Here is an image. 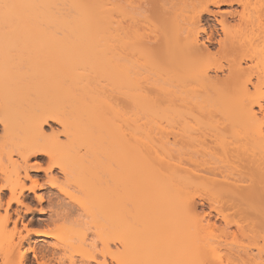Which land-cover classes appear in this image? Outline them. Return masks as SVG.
I'll return each instance as SVG.
<instances>
[{
    "label": "bare ground",
    "instance_id": "obj_1",
    "mask_svg": "<svg viewBox=\"0 0 264 264\" xmlns=\"http://www.w3.org/2000/svg\"><path fill=\"white\" fill-rule=\"evenodd\" d=\"M149 13L160 28L149 26ZM216 56L220 60L211 62ZM2 74L18 86L8 96L0 91L1 108L12 113L19 91L25 99L29 92L47 91L27 125L40 136L50 119L66 137L51 152L28 144L24 161L43 153L62 157V170L78 176L79 194L71 198L80 205L87 200L103 214L110 209L113 225L121 226L119 255L102 251L101 259L94 256L96 264H207L205 255L225 264H261L250 248L228 246L227 238L235 236L231 222L220 228L211 213H200L193 190L205 180L253 225L261 224L264 238V0H0ZM188 103L208 117L218 115L220 124L243 133L250 146H230L220 128L185 129ZM161 104L170 110L159 148L134 115L137 107ZM9 119L0 118V124L6 127ZM31 167L25 166L26 177ZM0 175H6L2 162ZM16 182L8 184L4 229L18 212L10 211L12 205L29 208L24 191L38 186L23 184L16 191ZM162 213L167 216L157 220ZM13 223L6 263L47 264L27 236L14 242L18 220ZM139 224L147 232L143 238L136 237ZM174 229L181 248L146 261L165 253ZM217 229L222 233L215 234ZM27 230L28 236L50 235Z\"/></svg>",
    "mask_w": 264,
    "mask_h": 264
},
{
    "label": "rangeland",
    "instance_id": "obj_2",
    "mask_svg": "<svg viewBox=\"0 0 264 264\" xmlns=\"http://www.w3.org/2000/svg\"><path fill=\"white\" fill-rule=\"evenodd\" d=\"M212 9H217L212 7ZM221 10L228 9L226 6H221ZM148 21L151 27L160 28L161 26L157 19L149 13ZM155 25V26H154ZM220 56L214 57L211 62L219 61ZM213 73V72H211ZM222 75V74H221ZM11 81H17L16 79H9L5 74L0 77V84L2 85V94L10 93L11 88H14ZM12 85V87H11ZM16 86H18L16 84ZM15 86V87H16ZM17 90L18 87L16 88ZM24 91L16 93L17 99L11 104L14 108L10 113L9 108L0 107V118L5 119V116L9 115L10 119L7 120L9 124L3 127L0 124V162L4 164L6 168V175H0V203L3 207L0 208V264H7V252H9V245L11 243L12 231H14V223L18 220L17 229L14 237V242L19 240V236H27L31 244L37 245V248L43 255L39 259L40 262L47 264H69L71 261L76 264H96L94 262V256L101 259L102 251H109L114 254V257L119 255V244L117 238L121 233V226L113 225L111 221V211L108 209L103 214L101 208L94 207L87 200H84L82 205L78 204L71 198V195L79 194L78 176L74 174H66L62 170L59 161H62V157H51L48 154H39L37 156H31L26 163L21 154L24 148L28 144H32L34 148H41L45 146L47 149H52V146L58 143H66V137L62 133V126L58 122H54L50 119L44 124L43 134L37 136L33 129L27 125L28 116L35 110L37 106L35 103H39L40 99L46 95L45 93H38L35 90L29 92V98L25 99L21 97ZM188 94V92H185ZM35 104V105H34ZM34 105V106H33ZM185 107V113L188 121H182V126L188 129L192 133H208L217 131L223 132V137L230 142V146L233 143H243V146L249 147L251 142L247 139L246 142L243 138V133H233L226 123L220 124L218 122L219 116L215 115L208 117L207 114L201 113L197 107L188 103ZM190 106L195 107L192 109ZM34 109V110H33ZM138 125L143 129L148 130L151 136H153L154 143L157 147L161 148L165 145V139L162 137L163 132L168 130V118L166 112L170 109L165 105H156L147 107V109H141L137 107ZM201 116V118H200ZM172 127V126H171ZM170 127V130H171ZM173 127L177 128L176 125ZM264 130V122L261 124ZM58 134V136L56 135ZM231 141L233 143H231ZM29 153V152H28ZM25 151V155L28 154ZM33 166L28 169L30 177H26L25 166ZM38 169V170H35ZM18 178V182L12 184L16 191H20V187L25 184L31 186L38 184L35 192L24 191V201L29 206L12 205L11 212L17 209L18 212L12 213V220L9 226L4 229L3 219L5 216L6 202L11 196V189L8 186L10 180ZM37 180V181H35ZM34 181L36 183H34ZM200 185L193 190L195 192V200L197 202L200 213H211V219L220 228L225 226L226 220L231 222V230L235 232V236L227 238L228 246L236 248L248 247L256 257L255 262H261L264 260V238L261 236V224L253 225L251 218L243 214L239 209L230 206L227 202V197L214 192L213 186L207 184L205 180H202ZM137 191L129 192L124 200H128ZM41 196L43 199H38ZM263 192L261 190V203L264 205ZM176 201L180 200L178 197ZM256 205V203H254ZM215 208V209H214ZM244 209H246L244 207ZM205 214V215H206ZM173 211H169L167 220L171 221ZM167 216V213H162L158 216L157 220H161ZM136 231L137 238H143L146 235V229L139 227ZM241 226V230H240ZM4 230H3V229ZM42 229L47 230L50 235L48 237H39L31 233L28 236L27 229ZM217 235L222 233L220 230H213ZM177 235V230L174 229L167 237L165 245V253L156 252L147 256L146 261L151 262L157 259L159 256L171 257V255L181 248L175 243L174 237ZM192 242H188L185 246H191ZM27 247L28 243L25 242L23 247ZM22 247V248H23ZM14 257L18 254V249H14ZM203 259L207 264H219L227 263L224 260L219 262L212 256L205 255ZM36 264V262L34 263ZM38 264V263H37ZM230 264H243L230 261Z\"/></svg>",
    "mask_w": 264,
    "mask_h": 264
}]
</instances>
